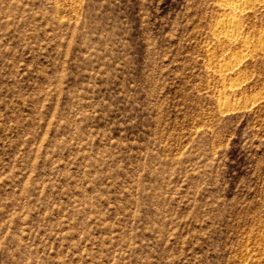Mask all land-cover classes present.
Masks as SVG:
<instances>
[{
    "label": "rangeland",
    "instance_id": "1",
    "mask_svg": "<svg viewBox=\"0 0 264 264\" xmlns=\"http://www.w3.org/2000/svg\"><path fill=\"white\" fill-rule=\"evenodd\" d=\"M221 4L0 0V264H264V6Z\"/></svg>",
    "mask_w": 264,
    "mask_h": 264
},
{
    "label": "bare ground",
    "instance_id": "2",
    "mask_svg": "<svg viewBox=\"0 0 264 264\" xmlns=\"http://www.w3.org/2000/svg\"><path fill=\"white\" fill-rule=\"evenodd\" d=\"M262 5L264 6V0H222L221 6H223V8L228 11V14H225L226 16H224V18L221 19V21L217 25L216 35L220 36L221 38H225V40L227 39L228 41L235 38L237 35L238 26L240 24V19L238 18L237 14L245 12L248 9L251 10V8L253 7ZM259 43L264 47V37L260 39ZM234 66L235 63H232L230 65H227V67L223 70L224 72L230 71L235 68Z\"/></svg>",
    "mask_w": 264,
    "mask_h": 264
}]
</instances>
